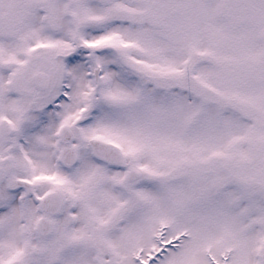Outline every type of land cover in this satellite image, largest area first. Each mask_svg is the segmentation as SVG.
Wrapping results in <instances>:
<instances>
[{
	"label": "snow or ice",
	"instance_id": "obj_1",
	"mask_svg": "<svg viewBox=\"0 0 264 264\" xmlns=\"http://www.w3.org/2000/svg\"><path fill=\"white\" fill-rule=\"evenodd\" d=\"M0 264H264V0H0Z\"/></svg>",
	"mask_w": 264,
	"mask_h": 264
}]
</instances>
